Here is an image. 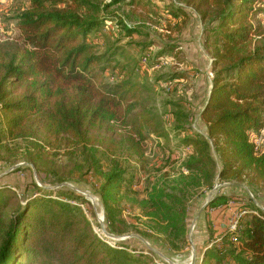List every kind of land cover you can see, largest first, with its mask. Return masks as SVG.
Returning <instances> with one entry per match:
<instances>
[{"label": "trees", "instance_id": "16d2710c", "mask_svg": "<svg viewBox=\"0 0 264 264\" xmlns=\"http://www.w3.org/2000/svg\"><path fill=\"white\" fill-rule=\"evenodd\" d=\"M19 1L14 19L20 41H0V115L8 140L111 153L124 149L139 160L148 133L168 140L151 114L149 85L132 76L137 64L108 78L107 70L119 66L114 56L123 52H99L88 40L104 21L118 20L108 7L123 3L143 9L148 0H110L103 8L92 0ZM173 6V18L191 8L207 26L204 46L212 60L211 88L200 112L205 133L180 140L192 151L189 168L202 173L208 190L219 179L264 191V155H254L249 139L264 119V25L253 23L264 13V0H175ZM118 24L123 37L136 33L121 20ZM38 159L28 154L35 167ZM120 181V173L112 174L101 187L106 223L111 218L107 197ZM33 188L19 197L13 187L0 184V264H153L142 252L97 237L81 208L69 203H86L74 190ZM228 198L216 195L209 207ZM249 206L256 214L243 216L237 231L226 230L211 241L200 264H264V212L253 202Z\"/></svg>", "mask_w": 264, "mask_h": 264}, {"label": "rangeland", "instance_id": "374dc122", "mask_svg": "<svg viewBox=\"0 0 264 264\" xmlns=\"http://www.w3.org/2000/svg\"><path fill=\"white\" fill-rule=\"evenodd\" d=\"M92 1L101 8L110 2ZM147 2L143 9L118 3L106 10L117 12L118 20L136 33L123 37L124 30L118 20H106L97 35L89 36L88 40L97 44L99 52L111 54L114 49L123 52L122 56H114L119 66L107 70L108 78L111 74L120 75L122 67L131 71L137 64L132 76L149 85L151 114L156 126L168 133V140L148 133L142 144L141 160L124 149L111 153L100 148L54 145L44 140L11 141L5 136L0 115V184L13 187L19 197L34 193L33 184L52 191L75 188L86 203H69L81 208L94 233L108 245L125 244L136 254L144 253V259L153 264H169L138 239H125L142 236L137 233L140 232L169 262L189 264L194 251V264H200L203 250L224 232L220 233L222 228L215 224L220 213L209 205L204 208L192 233L193 248L188 242L190 226L214 186L228 183L216 179L212 189H206L202 173L189 168L192 151L180 144L184 135L205 133L200 119L202 95L196 78L205 74L209 79L213 76L210 49L204 46L207 26L191 8L186 9V16L173 18L169 11L173 10L175 0ZM20 6L19 0H0V41H20L14 19ZM257 21L264 25V13L258 14L253 23ZM178 125L181 129L175 130L174 126ZM29 153L39 158L37 167L29 163ZM117 173L122 181L107 197L111 218L106 223L100 190L106 179ZM240 184L248 187L245 182ZM248 188L264 208V191L256 186ZM216 195L229 196L221 207H224L222 212L229 213L230 220L241 210L251 208V197L245 191L220 188ZM102 217L107 234L120 238L102 232L99 225Z\"/></svg>", "mask_w": 264, "mask_h": 264}, {"label": "water", "instance_id": "95a60500", "mask_svg": "<svg viewBox=\"0 0 264 264\" xmlns=\"http://www.w3.org/2000/svg\"><path fill=\"white\" fill-rule=\"evenodd\" d=\"M31 167L32 165L29 164ZM15 168V167H14ZM13 169V168H12ZM12 169L10 170H7L5 173H8L10 171H12ZM4 173V174H5ZM238 188V189H242L244 190L250 197H251V201L260 209L264 212V208H262L259 204H258V201L252 196L251 194V191L249 190V188L243 184H240V183H237V182H228V183H223V184H220V185H216L214 186V188L212 189V191L208 194L207 198H206V201L205 203L202 205V207L198 210V212L196 213L193 221H192V224L190 226V229H189V234H188V242L190 244V246L193 248V243H192V233L199 221V218L204 210V208L210 204V202L214 199V197L216 196V193L220 190V188ZM74 190H76L75 188H73ZM77 191V190H76ZM78 192V191H77ZM84 195V194H83ZM104 217H102L100 219V222H99V225H100V228L102 230V232H104L105 234H107V232L105 231V228H104V220H103ZM108 235V234H107ZM108 236H111V235H108ZM112 238H120V237H116V236H111ZM130 237H133V238H136L138 239L142 244H144L152 253L156 254L157 256H159L160 258H162L164 261L168 262L169 264H173L172 262H169L164 255H162L157 249H155L154 247H152L142 236H139V235H131V236H127L125 239L127 238H130ZM195 262V255H194V251L192 252V255H191V258H190V263L189 264H194Z\"/></svg>", "mask_w": 264, "mask_h": 264}, {"label": "built area", "instance_id": "2783aa9c", "mask_svg": "<svg viewBox=\"0 0 264 264\" xmlns=\"http://www.w3.org/2000/svg\"><path fill=\"white\" fill-rule=\"evenodd\" d=\"M250 143L253 145L254 155L261 156L264 155V119L263 126L258 132H250L249 134ZM256 214V212L250 211L248 209H243L239 213L235 214V216L229 221L226 230L235 232L238 229L239 220L247 214ZM220 238L217 239L219 241ZM234 241V239H233ZM211 247V245H209Z\"/></svg>", "mask_w": 264, "mask_h": 264}, {"label": "crops", "instance_id": "0c3cea01", "mask_svg": "<svg viewBox=\"0 0 264 264\" xmlns=\"http://www.w3.org/2000/svg\"><path fill=\"white\" fill-rule=\"evenodd\" d=\"M196 85H197V88L200 89V92H201V95H202L199 103L203 104L205 99H206V96H207V94H208V92H209V90L211 88V79H209L208 76L205 74L203 76H200V77L196 78ZM198 100L199 99H197V102H198ZM239 190H242V189H239ZM242 191H244V190H242ZM223 208L224 207H221V206L217 207V209L214 208L215 210H217V213H220L219 216H217V219L215 221V224L219 225L220 228H222V229H220V233L222 231L226 230L227 225H228V223L230 221V219H228V216H230L229 213L226 212V214H225L224 211L222 212Z\"/></svg>", "mask_w": 264, "mask_h": 264}]
</instances>
